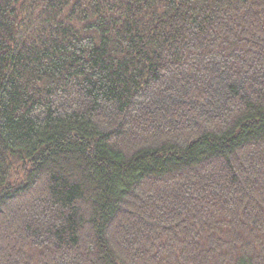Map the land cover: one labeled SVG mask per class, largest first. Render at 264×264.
<instances>
[{
  "label": "trees",
  "instance_id": "trees-1",
  "mask_svg": "<svg viewBox=\"0 0 264 264\" xmlns=\"http://www.w3.org/2000/svg\"><path fill=\"white\" fill-rule=\"evenodd\" d=\"M0 264H264V0H0Z\"/></svg>",
  "mask_w": 264,
  "mask_h": 264
}]
</instances>
